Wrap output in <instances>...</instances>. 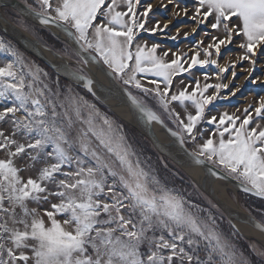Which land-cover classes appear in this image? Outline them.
Listing matches in <instances>:
<instances>
[{
    "label": "snow or ice",
    "instance_id": "snow-or-ice-1",
    "mask_svg": "<svg viewBox=\"0 0 264 264\" xmlns=\"http://www.w3.org/2000/svg\"><path fill=\"white\" fill-rule=\"evenodd\" d=\"M23 2L0 3V21L28 32L30 48L41 45L60 62L48 61L53 75L0 37V264H264V213L235 217L262 238L242 244L233 218L225 223L203 193L193 198L168 162L199 166L208 178L264 198V96L238 114L209 111L227 99L223 90L233 97L241 91L238 63L245 86L264 89V69L257 68L264 58V0H192L191 9L180 0L162 2L165 11L173 7L177 23L183 16L195 24L185 39L201 26L213 32L188 52L160 55V44L149 46L139 33H165L172 20L152 23L150 0ZM180 36L177 28L167 38ZM237 38L242 53L221 64L222 49ZM210 65L220 82L207 83L203 72L202 84L192 70ZM229 72L231 87L223 82ZM113 99L131 110L155 159L122 121L101 110ZM153 124L168 143L157 139ZM25 157L31 163L18 166Z\"/></svg>",
    "mask_w": 264,
    "mask_h": 264
},
{
    "label": "rangeland",
    "instance_id": "rangeland-1",
    "mask_svg": "<svg viewBox=\"0 0 264 264\" xmlns=\"http://www.w3.org/2000/svg\"><path fill=\"white\" fill-rule=\"evenodd\" d=\"M150 2L153 4V9H154V13H155V16L153 18L152 23H154L155 20H159L160 23H161V26H163L164 23L168 22L169 20H172V23L169 24V29L166 30L165 33H157L154 36L153 35H150V34H147V33H143V32L139 33V39H141L143 41H147L148 44H149V46L153 42L160 44L161 47L157 51V54L158 55L162 54V52L164 50H168V49H171L173 51L179 50L180 52H188L189 49L194 48L196 41H199L200 39L205 38L204 37V32L205 31L210 32V33L213 32L212 29L206 28L204 26H201V29L198 31V33L196 35L190 36L187 39H185L183 37V33L185 31H190L191 27H195V24L191 20H189L187 18H184L183 16H181L180 18H177L179 20V23H177V20H173L172 19V15H171L172 14V11H173V7L171 5L169 6V8H168L167 11H165L164 9H161L159 7L162 2L163 3H167V0H150ZM180 2H182V4H186L189 7V9H191L192 0H180ZM173 25H175V26H173ZM177 28H179L180 33H181L180 38L178 40H176V41H173L171 39H168L167 37L169 35H175L176 34ZM40 34L42 36H44L45 39L48 40V38L44 34H42L41 31H40ZM0 37H3L6 40H11L6 35H4L2 32H0ZM48 41H49V43L55 44V42L51 41L50 39ZM241 42H242V38H237L236 41H235V43L233 45H230L228 49H222V54L223 55H222V58L220 59L219 62L221 64H223L226 61L234 60L238 55H240L242 53V49H240L238 47V45ZM18 48H20V47H18ZM21 51H23V50L21 49ZM23 52L25 53V55L28 58H30L32 61H35V63L38 64L40 67L44 68L46 71H49L50 73H52L54 75V73L48 67H46L43 63H41L40 61H38L37 59H35L31 55L27 54L25 51H23ZM189 54H191V53H189ZM201 58H203V57H201ZM213 58H216V57L214 56ZM2 59H4V54L0 53V60H2ZM70 63H71V61H70ZM243 67H244V69H247L249 67V65L245 62L244 65H243ZM257 68H258V70L264 69V58H261L260 59L258 65H257ZM235 70L238 73V78L235 80V84L238 85V86H240L241 91L238 92L235 97H233V96H231L229 94L228 90H223L221 92V95L222 96H226L227 99L217 100L212 105H210L209 106V111L211 112V114H213V115H219V114H221V113H223L225 111L229 112L230 114H232V113L238 114L236 112L237 108H239L242 111L245 107L248 106V104L253 103L257 99V97L264 96V89H261L257 85L247 84L245 86V79H244V77L247 75V73H246V71H242L241 70V68L239 66V63H238V66H237V68ZM192 71H193L194 75L201 80V83L202 84L205 82L204 81V77L202 75L203 72H208V74L211 77L207 81V83L215 84L217 82H220V81H217L216 80L215 75H214V72L217 71L215 69V66L210 65L206 69H193ZM257 74H259V71L257 72ZM182 75L184 77H188L189 80L191 79V77H189V74L188 73H184ZM226 75H227L228 78H227V80H224L223 82L224 83H229V85L231 87L232 79H233L231 77V73L229 72ZM179 78L180 77H178L177 79H179ZM185 82L187 83L188 80H186ZM78 90L81 91L82 94L87 95V93H85L84 90H82V89H78ZM209 91L211 92L212 90L210 89ZM89 98L91 99V97H89ZM101 110L104 111V112H107L113 118L122 121L124 123V125L128 124L124 119H122L121 117L117 116L114 112H112L106 106L101 105ZM177 110L178 111H181V109L179 107H177ZM203 127H205V128H211L212 126L207 125V124H204ZM126 128L129 130L128 127H126ZM131 128L134 129L133 127H131ZM129 131L132 132L131 130H129ZM132 133H134V132H132ZM138 135H140V134H138ZM138 135L135 134L137 141L140 142L146 149H148L149 150V154H152L153 155V158L155 159V154L152 153L151 148L148 147L145 144V141L143 139H141ZM141 137H143V136H141ZM3 155H4V153L2 151H0V158H3ZM30 163L31 162L28 161L26 157L23 158V159H18L17 160V164L20 167H24L26 164H30ZM37 167H39V165H37ZM21 175L27 177L28 175H34V173L31 172V171H25V172H22ZM176 182L177 183H180V180L177 179ZM183 186L191 193V195H192L193 198H198L200 196V193H202L200 191L197 192L195 188L190 187V184H188L185 180L183 182ZM226 194L228 195V197L232 201H234L235 203H237L244 210L248 211V209H251L258 218H260L261 214L264 213V203L258 202L256 200H254L256 198L251 197V196L246 195V194H243V193H234V192H232L230 190H227L226 191ZM250 197H251V199H250ZM261 201H263V200H261ZM200 202L201 203H204V201L202 199H201ZM35 206L36 205H34V204L33 205H30V207H35ZM47 207H48V205H46V204L43 205V208H47ZM226 222L227 221L225 220V223ZM246 240L247 241H241V243L242 244H246L249 241L248 239H246Z\"/></svg>",
    "mask_w": 264,
    "mask_h": 264
},
{
    "label": "water",
    "instance_id": "water-1",
    "mask_svg": "<svg viewBox=\"0 0 264 264\" xmlns=\"http://www.w3.org/2000/svg\"><path fill=\"white\" fill-rule=\"evenodd\" d=\"M5 2L16 3L20 7L24 6V2H22L21 0H0V3H5ZM0 11H2V9H0ZM35 23H36V25L40 26L38 22H35ZM5 30H7V31H5ZM50 31L56 32L57 30L52 28V29H50ZM0 32H2L9 39H11L18 47H20L27 54L31 55L32 57H34L35 59H37L38 61L43 63L52 72H53V70L49 67L48 61H52L54 63H59L60 62L52 55L51 52H49L46 48H44L41 45H37V47L35 49L30 48L25 43V40H32L33 37L31 35H29L27 32H25L23 29L17 27L15 24H11V23L5 24L3 21H0ZM21 38H23V39H21ZM68 62L70 63V61H68ZM93 72L95 74V77L98 78L101 83H104V84L108 83L107 78L104 77L94 66H93ZM101 77L103 79H101ZM80 89H82V88H80ZM103 106H106L112 112H114L113 108H116V107L124 108L126 110V113H127V118L124 119V120L131 127H133L138 132V134H140L141 136L146 138L151 144L150 138L147 137L144 134L143 130L136 124L135 119H134V117H133V115L131 113V110L125 104H122V103L118 102L117 100L113 99V100L104 101ZM116 115L119 116L118 114H116ZM153 131L155 132L157 139L160 140L162 143H168L169 142V137H168L167 133L165 132V130L163 128L160 127V125L153 124ZM181 159L183 160L184 158L181 157ZM169 161H171V160H169ZM171 162L173 164H175L177 167H179L190 178V180L192 182H194L197 187H199L200 191L203 194H205L209 199H211L214 203H216L219 206L220 210L223 212V214L226 217V219H228L231 216L233 218V222L236 223V226H237V228L239 230H240L239 227H243V228H245V229H247L249 231L250 234H245V233H243L240 230V232L243 234L245 239L253 240V241H257V242H259L262 239L261 236H260V233L256 229H254L252 226L245 225V224H242V223H239V222L236 221L235 217L237 215L240 216V217H247L249 215L248 211H246L243 208H241L234 201H233L232 204L227 203L226 201L221 199L215 193V191H214V183H215V181H220V180H216L214 178L206 177L204 169L199 167V166H195L193 168L198 169L200 171V175L199 176H192V175L188 174L187 171H186L187 168H190L189 166H187L184 163L177 164L174 161H171ZM206 179H207V185H205V180ZM221 182L226 183L232 192H234V193H242L237 187H235V182L234 181H221ZM243 194H246V193H243ZM246 195H249L251 197H254L256 199L264 201V198L254 196L252 194H246Z\"/></svg>",
    "mask_w": 264,
    "mask_h": 264
},
{
    "label": "bare ground",
    "instance_id": "bare-ground-1",
    "mask_svg": "<svg viewBox=\"0 0 264 264\" xmlns=\"http://www.w3.org/2000/svg\"><path fill=\"white\" fill-rule=\"evenodd\" d=\"M101 79H103L101 77ZM113 111L118 114L122 119H126L127 118V113L126 110L124 108H120V107H116L113 108ZM164 139V138H163ZM187 173L192 175V176H199L200 175V171L196 168L190 167L187 168ZM230 190V188L228 187V185L224 182L221 181H215L214 183V191L215 193L224 201H226L229 204H232L233 201L228 197V195L226 194V191ZM231 191V190H230ZM240 230L245 233V234H250L249 231L243 227H239Z\"/></svg>",
    "mask_w": 264,
    "mask_h": 264
},
{
    "label": "trees",
    "instance_id": "trees-1",
    "mask_svg": "<svg viewBox=\"0 0 264 264\" xmlns=\"http://www.w3.org/2000/svg\"><path fill=\"white\" fill-rule=\"evenodd\" d=\"M23 1V0H22ZM31 1L32 0H29L28 2L29 3H31ZM36 27H37V29L38 30H40L41 32H42V34H44L47 38H48V40L50 39L51 41H53V42H55L56 43V41H54L53 40V38L51 37V36H49L48 35V30H42L41 29V27L40 26H38V25H36ZM126 127H128L129 128V130H131L132 132H134L136 135H138V133L134 130V129H132L128 124H126L125 125ZM141 139H143L144 141H145V144L148 146V147H150L151 148V150H152V153H154L155 154V150L154 149H152V146H151V144L145 139V138H143V137H141L140 135H138ZM169 162V166L171 167V168H173L174 170H176V171H178L180 174H182L183 176H184V180L188 183V184H190V187H192L193 188V186H192V181L190 180V178L179 168V167H177L175 164H173L171 161H168ZM201 192V191H200ZM204 195V194H203ZM205 196V195H204ZM250 199H251V197H250ZM254 199V198H253ZM254 200H256V201H258V202H262V203H264V201H261V200H258V199H254ZM248 209V208H247ZM248 211L254 216V217H257L256 215H255V213L251 210V209H248ZM225 217V216H224ZM258 218V217H257ZM259 219V218H258ZM225 220L227 221V219L225 218ZM243 241H247L246 239H244Z\"/></svg>",
    "mask_w": 264,
    "mask_h": 264
}]
</instances>
